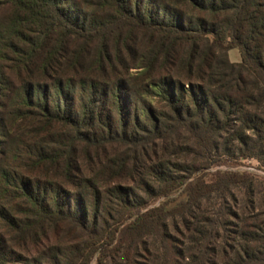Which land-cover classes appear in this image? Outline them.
<instances>
[{
    "label": "trees",
    "instance_id": "1",
    "mask_svg": "<svg viewBox=\"0 0 264 264\" xmlns=\"http://www.w3.org/2000/svg\"><path fill=\"white\" fill-rule=\"evenodd\" d=\"M0 9V263L14 259L11 246L29 251L68 225L85 235L76 260L61 263L58 247L41 258L102 264L126 238L166 242L178 216L201 250L187 264H219L218 236L224 264H264V217L226 202L240 189L255 205L257 178H191L203 167L161 161L236 154L264 166V0H4ZM211 199L222 216L191 222Z\"/></svg>",
    "mask_w": 264,
    "mask_h": 264
},
{
    "label": "rangeland",
    "instance_id": "2",
    "mask_svg": "<svg viewBox=\"0 0 264 264\" xmlns=\"http://www.w3.org/2000/svg\"><path fill=\"white\" fill-rule=\"evenodd\" d=\"M2 1L4 0H0V2ZM2 14L3 11L0 9V16H2ZM229 58L232 62H239L241 59L239 51L236 49L229 51ZM176 149H178V147H172L170 150L172 152ZM239 158L240 157H237L235 154L234 158L223 156L217 159H212L211 162H213V166H211L212 164L207 165L206 163H200L203 162V159H195L192 154L183 153L176 155L172 152L171 156H164L161 161L170 159L171 161L182 165L202 166L203 168H198L197 171H194V174L191 175V178L203 175L205 172V179L208 181L212 179L211 176L217 171H230L238 173L247 171L253 174L259 181L256 184L257 186L255 189L257 194L255 197L256 204L252 205V203L246 201L245 193L242 190L234 189L232 190V193L226 197L227 206H231V209L238 212V214H244L245 216L252 215L253 217L260 215L261 217H264V166H262L257 159L240 160ZM171 197L175 198L176 195H172ZM162 200L163 197L152 199L151 206H157ZM240 205L243 206L244 210L240 209ZM195 212L198 216V219H194L191 222L204 226L206 217L209 216L213 218L216 216L218 217V215L222 216L223 209L220 208V203L216 199H211L210 201L203 203L199 210L195 209ZM234 220L235 219H233V221ZM180 221V217L177 216L175 218L177 226L172 225L171 222L172 238L165 239L166 242L160 237L156 236H151L149 239L144 238V244L141 243L142 241L140 238H132V242H130V238H126L124 243L121 245L122 251L120 250L102 264H130L127 260V257L131 253L135 255L134 257L137 260L135 261L136 263L131 264H155L152 263L153 260L159 263L163 258L166 263L168 262V264H176L175 259L177 257V249H180L181 251L183 250V259H181L179 264L189 263V259H191L189 255L196 252L200 254L201 250L199 251L195 248V242H193L191 230L189 232L182 224H180ZM176 227L179 228V232L174 231ZM7 230L8 229H6L4 222L0 221V232L5 235ZM219 234L222 235L224 233L223 231H220ZM48 236V241H43L40 246L28 242L27 246H29V251L27 249H22L23 245L18 246L15 244L14 247L11 246L14 259L9 264H47L46 261L41 258V256H46L50 252L51 248L57 247L61 250V254H58L61 263H65L67 260L72 259V262H74L76 260V257H74V252L83 241V237L85 235L80 231V229H77L76 227L63 225L58 228V231L50 230L48 232ZM129 242L131 244H129ZM219 246L220 237L218 236L216 244H214L215 249L211 253L214 256H217V263L219 262V264H224V259L221 255L222 251ZM236 247L237 246L234 245V248ZM227 250L230 251L231 249L227 248ZM186 255L187 257L184 259V256ZM91 264H96V258L92 259Z\"/></svg>",
    "mask_w": 264,
    "mask_h": 264
}]
</instances>
